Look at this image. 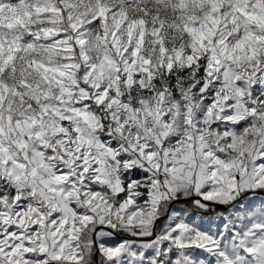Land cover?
<instances>
[{"label":"snow or ice","instance_id":"snow-or-ice-1","mask_svg":"<svg viewBox=\"0 0 264 264\" xmlns=\"http://www.w3.org/2000/svg\"><path fill=\"white\" fill-rule=\"evenodd\" d=\"M0 264H264V0H0Z\"/></svg>","mask_w":264,"mask_h":264}]
</instances>
